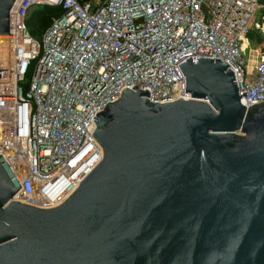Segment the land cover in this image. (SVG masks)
I'll use <instances>...</instances> for the list:
<instances>
[{
  "label": "water",
  "instance_id": "water-1",
  "mask_svg": "<svg viewBox=\"0 0 264 264\" xmlns=\"http://www.w3.org/2000/svg\"><path fill=\"white\" fill-rule=\"evenodd\" d=\"M175 66L192 99L123 88L93 117L101 160L59 206L12 200L0 154V264H264V101L246 108L218 58Z\"/></svg>",
  "mask_w": 264,
  "mask_h": 264
},
{
  "label": "built area",
  "instance_id": "built-area-1",
  "mask_svg": "<svg viewBox=\"0 0 264 264\" xmlns=\"http://www.w3.org/2000/svg\"><path fill=\"white\" fill-rule=\"evenodd\" d=\"M44 6L62 13L38 40L27 19ZM252 32L264 38V0H15L0 59V154L21 186L12 200L47 209L72 194L102 157L95 114L123 88L192 99L175 66L184 56L225 61L246 108L264 101Z\"/></svg>",
  "mask_w": 264,
  "mask_h": 264
},
{
  "label": "trees",
  "instance_id": "trees-1",
  "mask_svg": "<svg viewBox=\"0 0 264 264\" xmlns=\"http://www.w3.org/2000/svg\"><path fill=\"white\" fill-rule=\"evenodd\" d=\"M85 0H80V2H84ZM40 13H47V23L46 24H42L40 27L38 28H34L33 25H34V22L37 20L38 16L40 15ZM62 13V10L60 7H47V6H44V7H39L37 9H34L31 11V13L29 14L28 16V19H27V24L31 30V33L34 35V36H38V35H42V33L44 32V30L50 25L52 19L55 17V16H58ZM250 37L253 39L255 37H257V35L252 32L250 34ZM258 38V41H262V39L264 38H261V37H257Z\"/></svg>",
  "mask_w": 264,
  "mask_h": 264
},
{
  "label": "rangeland",
  "instance_id": "rangeland-1",
  "mask_svg": "<svg viewBox=\"0 0 264 264\" xmlns=\"http://www.w3.org/2000/svg\"><path fill=\"white\" fill-rule=\"evenodd\" d=\"M47 13H40V15L38 16L37 20L34 22V25L33 27L34 28H38L40 27L42 24H46L47 23ZM36 38L38 40L41 39V35H38L36 36ZM255 46L252 45L249 47V49L247 50V54L248 55H252L253 54V48ZM257 47L260 49V50H263L264 51V39H262V41H258V44H257ZM32 71H33V67L31 66L28 70V74H27V80H30V76L32 74Z\"/></svg>",
  "mask_w": 264,
  "mask_h": 264
},
{
  "label": "bare ground",
  "instance_id": "bare-ground-1",
  "mask_svg": "<svg viewBox=\"0 0 264 264\" xmlns=\"http://www.w3.org/2000/svg\"><path fill=\"white\" fill-rule=\"evenodd\" d=\"M248 45V43H246ZM2 56H6V48H5V42L2 40V36L0 35V59Z\"/></svg>",
  "mask_w": 264,
  "mask_h": 264
}]
</instances>
